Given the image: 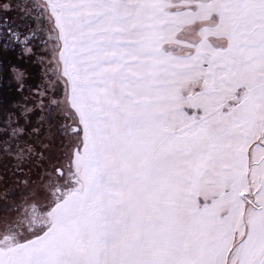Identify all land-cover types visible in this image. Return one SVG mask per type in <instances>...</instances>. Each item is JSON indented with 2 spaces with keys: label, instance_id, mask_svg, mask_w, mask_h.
Wrapping results in <instances>:
<instances>
[{
  "label": "snow or ice",
  "instance_id": "6c2138e0",
  "mask_svg": "<svg viewBox=\"0 0 264 264\" xmlns=\"http://www.w3.org/2000/svg\"><path fill=\"white\" fill-rule=\"evenodd\" d=\"M0 264H264V0H0Z\"/></svg>",
  "mask_w": 264,
  "mask_h": 264
}]
</instances>
